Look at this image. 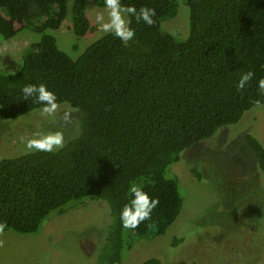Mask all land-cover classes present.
Here are the masks:
<instances>
[{"label": "trees", "instance_id": "trees-1", "mask_svg": "<svg viewBox=\"0 0 264 264\" xmlns=\"http://www.w3.org/2000/svg\"><path fill=\"white\" fill-rule=\"evenodd\" d=\"M96 2L103 7V0ZM123 2L155 8L156 23L149 27L133 17L135 42L125 46L104 34L75 58L50 31L71 16L74 36L94 33L85 0H73L71 8L69 0H0L2 40L25 29L41 35L16 70L0 72V121L37 110L21 88L45 83L61 102L79 107L81 127L56 154L24 151L0 159V231L33 235L53 210L63 214L72 201H103L110 224L96 264H118L136 239L165 234L183 208L180 180L168 177L172 164L264 104L257 84L264 77V0H186L183 41L162 28L163 19L177 15L178 0ZM248 70L256 75L240 91L239 74ZM246 143L264 183V143L250 132ZM192 172L202 180L200 170ZM131 185L160 203L149 220L126 229L120 212ZM140 264L162 262L153 257Z\"/></svg>", "mask_w": 264, "mask_h": 264}, {"label": "rangeland", "instance_id": "rangeland-1", "mask_svg": "<svg viewBox=\"0 0 264 264\" xmlns=\"http://www.w3.org/2000/svg\"><path fill=\"white\" fill-rule=\"evenodd\" d=\"M85 1L87 16L97 28L94 33L74 36L71 16L58 30L50 31L58 46L75 58L104 35L95 23L104 7L96 0ZM178 2L177 15L163 19L162 28L183 41L189 35L190 8L186 0ZM72 4L69 0L70 8ZM40 37L30 29L9 40L0 36V72L16 70ZM37 110L0 121V159L26 151L25 141L37 129L62 123L51 124ZM252 110L241 122L222 127L213 137L186 149L181 160L172 164L168 177L179 178L183 197L179 217L165 234L136 239L131 249L125 247L118 264H140L153 257L162 264H264V183L246 143L249 132L264 143V104ZM74 131V126L67 128V142L77 136ZM194 168L201 171L202 180L195 177ZM75 203L67 204L63 214L53 210L36 234L0 231V264H96L95 255L110 224L108 206L96 200ZM176 237L183 238L177 245Z\"/></svg>", "mask_w": 264, "mask_h": 264}, {"label": "clouds", "instance_id": "clouds-1", "mask_svg": "<svg viewBox=\"0 0 264 264\" xmlns=\"http://www.w3.org/2000/svg\"><path fill=\"white\" fill-rule=\"evenodd\" d=\"M104 10L95 16V23L99 31L111 34L127 46L129 42H135L136 30L132 27V18L136 23H143L149 27L156 21V9L147 5L139 8L135 4H125L123 0H103ZM256 73L251 70L241 72L237 81V89L244 90ZM258 89L264 93V77L258 82ZM24 100L34 99L39 105L38 114L46 118L53 125L62 121L59 127L37 129L30 138L25 141L26 153L42 152L56 154L66 147L67 139L65 132L69 126H74L80 131V120L77 116L80 109L69 102H61L57 94L50 90L45 83H28L21 88ZM259 101L257 104L259 105ZM131 199L120 212V220L124 228L135 229L142 222L149 220L154 209L160 201L158 197H152L141 186L131 185L129 188Z\"/></svg>", "mask_w": 264, "mask_h": 264}]
</instances>
